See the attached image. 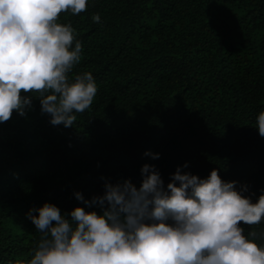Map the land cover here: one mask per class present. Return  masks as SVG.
Listing matches in <instances>:
<instances>
[{"label": "trees", "instance_id": "trees-1", "mask_svg": "<svg viewBox=\"0 0 264 264\" xmlns=\"http://www.w3.org/2000/svg\"><path fill=\"white\" fill-rule=\"evenodd\" d=\"M59 22L82 42L70 75L91 72L98 91L72 127L52 125L35 97L25 116L0 123V264L31 258L40 233L30 210L49 202L102 214L75 193L91 200L105 181L139 186L145 163L165 186L179 166L200 178L216 169L253 201L264 193L254 126L264 110V0H88Z\"/></svg>", "mask_w": 264, "mask_h": 264}, {"label": "clouds", "instance_id": "clouds-1", "mask_svg": "<svg viewBox=\"0 0 264 264\" xmlns=\"http://www.w3.org/2000/svg\"><path fill=\"white\" fill-rule=\"evenodd\" d=\"M87 7L88 0H0V123L14 112L25 116L31 97L54 126L72 127L90 109L97 83L89 71L70 75L82 42L70 23L59 22ZM91 19L101 22L99 13ZM254 126L264 137V110ZM140 174L139 186L105 181L91 200L75 193L102 214L78 205L62 213L49 202L30 210L40 237L26 264H264V243L257 242L264 228L255 227L264 223V193L253 201L216 169L200 178L178 166L166 186L153 164Z\"/></svg>", "mask_w": 264, "mask_h": 264}]
</instances>
